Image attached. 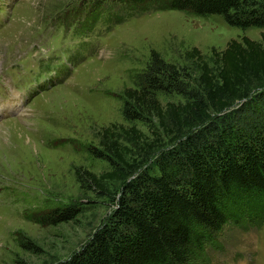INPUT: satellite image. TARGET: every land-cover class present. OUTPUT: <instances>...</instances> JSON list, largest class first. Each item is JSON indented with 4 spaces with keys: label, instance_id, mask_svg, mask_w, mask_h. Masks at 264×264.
<instances>
[{
    "label": "rangeland",
    "instance_id": "rangeland-1",
    "mask_svg": "<svg viewBox=\"0 0 264 264\" xmlns=\"http://www.w3.org/2000/svg\"><path fill=\"white\" fill-rule=\"evenodd\" d=\"M88 6V0H0V99L16 101L20 93L25 104L22 114L0 121V264H58L106 222L120 182H106L110 196H103L84 190L75 172L100 177L112 171L110 143L128 163L145 158L143 144L152 133L161 135L164 148L175 144L155 114L123 117L124 92L137 87L151 52L196 88L201 73L188 57L193 49L216 74L213 52L243 36L261 41V29L242 31L220 16L155 7L131 15L109 2L91 20ZM157 98L162 106L183 102L176 95ZM59 207L80 212L57 226L28 218ZM218 244L207 248L208 264H264V222L248 229L227 225Z\"/></svg>",
    "mask_w": 264,
    "mask_h": 264
},
{
    "label": "trees",
    "instance_id": "trees-1",
    "mask_svg": "<svg viewBox=\"0 0 264 264\" xmlns=\"http://www.w3.org/2000/svg\"><path fill=\"white\" fill-rule=\"evenodd\" d=\"M109 2L131 15L155 7L220 16L242 31L261 29V41L243 36L213 52L216 74L193 49L188 57L201 73L196 88L185 73L151 52L137 87L124 92L123 117L137 121L155 114L175 144L164 148L161 135L152 133L143 144L145 158L128 163L116 143H110L106 150L112 171L100 177L75 172L84 190L110 196L104 185L116 181L121 190L106 222L58 264H208L206 250L218 249L225 226L248 229L264 222V0H88L84 10L94 20ZM158 95H176L183 102L162 106ZM79 212L59 207L28 218L57 226ZM22 246L35 251L29 242Z\"/></svg>",
    "mask_w": 264,
    "mask_h": 264
}]
</instances>
